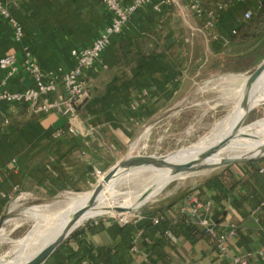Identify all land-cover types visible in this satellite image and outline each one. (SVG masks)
<instances>
[{
	"label": "crops",
	"instance_id": "1",
	"mask_svg": "<svg viewBox=\"0 0 264 264\" xmlns=\"http://www.w3.org/2000/svg\"><path fill=\"white\" fill-rule=\"evenodd\" d=\"M3 1L25 32L17 40L14 27L0 16V58L13 52L20 65L13 76L0 68L1 89L9 92L35 86L22 67L25 46L44 70L56 75L72 69V49L90 45L112 19L101 0ZM159 1L141 6L122 32L111 36L110 44L85 75L90 96L80 103L75 119L0 100V219L19 193L50 199L64 191L88 189L100 174L133 149H142L147 140L156 148L172 149L197 129L193 123L187 124V102L204 89L203 75L212 77L222 70L219 61L231 34L245 12L253 11L263 0H204L206 11L213 12L210 27L205 26L208 13L197 15L188 8L187 0L166 2L158 9ZM119 49L146 53L144 66L138 69L137 62H122ZM202 117L204 112L197 119ZM69 126L78 133H71ZM253 160L264 169V157ZM247 162L227 166L179 198L173 197L176 189L162 206L141 214L137 224L155 216L175 219L192 191L205 203V216L221 231L230 225L237 227L225 253L199 227L202 234L195 243L175 239L174 247L168 249L170 264H236L235 257L264 250V201L252 208L244 199L245 188L238 183L248 177ZM250 181L259 188L253 178ZM103 220L106 229L89 235L94 247L114 245L120 239L123 224ZM135 247L131 264H163L143 234ZM51 256L49 264H70L62 262L57 250ZM101 264L112 263L105 260ZM248 264H264V256L256 253Z\"/></svg>",
	"mask_w": 264,
	"mask_h": 264
},
{
	"label": "built area",
	"instance_id": "2",
	"mask_svg": "<svg viewBox=\"0 0 264 264\" xmlns=\"http://www.w3.org/2000/svg\"><path fill=\"white\" fill-rule=\"evenodd\" d=\"M151 1L101 0L105 8L111 13V22L105 26L100 35L90 45L72 49L71 53L75 58V66L68 71L56 75L49 74L37 62L31 48L25 46L22 67L33 78L35 86L21 91L9 92L2 90L0 84V100L27 104L31 110L38 113L55 112L68 117L70 120L75 119L80 103L90 96V90L85 79L87 71L100 59L103 51L110 44L111 36L120 34L136 10ZM187 1L188 8L197 15L202 16L208 13L205 26H212L213 12L206 11L204 0ZM166 2L174 3L177 0H160L155 6L159 9ZM251 15L252 11L247 10L244 17L247 19ZM0 16L14 27L15 37L20 41L25 35L24 28L13 14L12 9L3 0H0ZM18 60L17 55L10 52L0 58V68L6 71L7 75L13 76L20 71ZM3 121L5 124L9 123L7 118ZM68 129L71 133H78V130L73 126H69ZM205 208V203L195 192L191 191L186 196L182 211L187 212L191 216L194 225L201 228L204 234L210 235L219 251L225 253L229 239L237 233V227L230 225L228 230L221 231L214 222L205 216ZM141 218V214L132 212L121 213L117 216V219L122 224H137ZM152 219L153 222L157 223L160 216H155ZM143 233V228L137 230L134 236L133 249L136 248V239ZM256 253L264 256V250L262 249L257 250V252L250 250L245 257H235L234 262L236 264H248V259L252 258Z\"/></svg>",
	"mask_w": 264,
	"mask_h": 264
},
{
	"label": "bare ground",
	"instance_id": "3",
	"mask_svg": "<svg viewBox=\"0 0 264 264\" xmlns=\"http://www.w3.org/2000/svg\"><path fill=\"white\" fill-rule=\"evenodd\" d=\"M246 79L247 75L245 74L229 75L223 78V83L240 86L241 90L239 99L232 106L231 110H229L230 112L227 114V117L218 121L207 136L201 138V140L192 146L183 147L178 151L171 152L168 156L170 161L184 162L188 159L197 157L200 152L214 145L232 131L236 122L245 111L246 105L253 109L264 101V73L252 86L250 91L245 88ZM208 85L209 84L204 87V90ZM262 129H264V119L258 120L247 126H242L239 133L233 137L220 150V152L213 155L210 160L217 161L226 156H239L246 153L252 155L257 154L260 146L264 143V132L259 133V130L261 131ZM145 174L147 175L144 177L145 180L142 186L139 185L138 188L127 191L121 190L120 185L123 182L134 177H139L141 175L143 176ZM187 175L190 176L192 174ZM187 175L180 176L176 179L185 178ZM102 179L103 176L99 178V180ZM171 179L172 177L168 168H155L147 166L123 172L110 182L103 184L104 187L101 194L98 196L92 207L86 208V211L80 219L79 224L81 225L85 223V221L109 214L111 212L117 213V207H123L125 209H137L157 196L169 183L172 182ZM126 185L128 186V184ZM91 196L92 190L86 193L81 192L67 195L66 200L63 201V205L53 216L57 219L54 232H57L59 229H61L74 212H76L78 209L86 207L91 200ZM45 207L46 205L32 206L25 211V214L27 213L29 216L35 219L41 218L43 216ZM4 230L5 229L1 230L2 232L0 234V242H2L6 237ZM42 230L43 229H40L38 225H35L26 237L18 241L17 245L20 247L22 246L23 250L13 256L1 257L0 264H25L26 261L34 256L35 253L45 244L42 243L37 248L30 250L34 243L44 234L45 231L42 232Z\"/></svg>",
	"mask_w": 264,
	"mask_h": 264
},
{
	"label": "trees",
	"instance_id": "4",
	"mask_svg": "<svg viewBox=\"0 0 264 264\" xmlns=\"http://www.w3.org/2000/svg\"><path fill=\"white\" fill-rule=\"evenodd\" d=\"M118 52L122 62H137L138 69L144 66L146 53L140 51L127 53L122 49ZM245 59L251 61H248L247 66L238 67L237 65ZM263 59L264 0L252 11L251 17L247 19L244 17L235 32L231 34L219 64L224 72L245 71L250 68L251 63L258 65ZM247 164L250 166L248 177L242 178L238 183L241 182L246 190L244 199L252 208H257L264 201V169H261L257 160L249 161ZM250 178L255 180L259 188L250 181ZM140 228H143V235L150 240L153 253L163 264L171 263L168 249L174 247L175 239L185 238L195 243L202 234L194 225L191 216L181 211L175 219L160 217L157 223L150 218L141 224H123L120 239L116 244L94 247L89 235L106 229L105 221L100 219L97 223L89 221L80 226L58 247L57 252L61 254L62 262L70 264H101L105 260L112 264H131L134 260L132 253L134 235ZM206 236L212 238L210 235ZM52 259L53 256L45 264H49Z\"/></svg>",
	"mask_w": 264,
	"mask_h": 264
},
{
	"label": "rangeland",
	"instance_id": "5",
	"mask_svg": "<svg viewBox=\"0 0 264 264\" xmlns=\"http://www.w3.org/2000/svg\"><path fill=\"white\" fill-rule=\"evenodd\" d=\"M248 61L251 60L245 59L241 61L237 66L240 68L247 66ZM258 65H254V63H251L249 65L250 68L245 71L234 70V71L224 72L222 70L221 71L218 70L213 73L212 77H210L211 76L210 74L203 75L202 83H201L202 86L205 87L209 81L212 82L209 83V85L205 90L202 89L200 93L196 94L195 97H193L194 99H190V101L187 102V106H189L187 111L189 113L187 124L193 123L195 128L197 129L194 132H192L191 135L188 136V138H186L185 140L181 141L178 144H173L172 149L165 150L166 148L163 147L156 148L155 147L156 145H153L154 142L151 141L150 139L144 142V146L142 149L139 148L137 150H134L131 152V154L164 155L168 153L169 156L171 152L178 151L183 147L192 146L195 143H197L199 140H201V138L207 136L218 121L227 117V114L230 112L229 110H231L232 106L240 97V90H241L240 86L223 83L222 82L223 78L235 74H243V75L245 74L248 76L257 68ZM192 103H199V105L190 106L192 105ZM203 112H204V117H202V119H197L200 117V114ZM262 119H264V101L260 103L257 107L253 108L248 113L242 126H247ZM261 132H264V129H262L261 131L259 130V133ZM237 163H242V162H237ZM237 163H231L227 165H220V166H214V167L202 169L192 173V175L190 176L187 175V177L185 178L175 179L174 181L169 183L151 201L147 202L145 205L137 209H132L129 211L124 210V211H119L117 213L111 212L109 214L102 215L90 219L88 221H85V223H83L82 225L86 224L89 221H95L99 219L118 220L117 216H119L122 212L124 213L132 212L143 215V213H146L147 211H152L151 209L158 208L162 206L165 202H167V200L170 197V193L172 191L178 189L177 193L173 194V197L179 198L183 193L185 194L186 192H188L191 186H195L201 180L209 178L212 175L224 170L227 166L234 165ZM100 175L95 179L94 184L91 185L88 189L64 191L58 194L56 197L50 199L37 197L35 195L28 193H23V194L19 193L18 195L14 196L10 204L9 211L5 214V218H4L5 221L2 226V229H5L4 232L6 237L2 242H0V258L16 255V253H19L21 250H23L22 246L20 247L17 245L18 241L26 237L29 234V232L34 228L35 225H38L40 229H43L42 232L45 231L44 234L34 243V245L31 247L30 250L37 248L41 244L43 237L46 235V233H48L51 229H53L56 226L55 223L57 219L54 218L53 216L59 211L60 207L63 205V201L66 200L67 195L72 193L90 192L97 185ZM146 175L147 174L143 176L141 175L139 177H134L128 181L123 182L120 185L121 190L127 191L130 189L138 188L139 185L142 186L145 180L144 177ZM126 184H128V186ZM186 186L187 188L184 190V192H182L183 187ZM35 205H46L45 210L43 212V216L41 218L35 219L29 216L27 213L25 214V211L27 209ZM1 232L2 231H0V234Z\"/></svg>",
	"mask_w": 264,
	"mask_h": 264
},
{
	"label": "water",
	"instance_id": "6",
	"mask_svg": "<svg viewBox=\"0 0 264 264\" xmlns=\"http://www.w3.org/2000/svg\"><path fill=\"white\" fill-rule=\"evenodd\" d=\"M264 73V59L257 66V68L247 76L245 82V88L250 91L252 86L258 81L261 75ZM252 110L248 105L245 106V111L242 113L239 120L236 122L232 131L222 138L220 141L200 152L199 155L195 158L188 159L184 162H173L168 159V153L164 155H155V154H127L125 157L117 161L108 171L103 174V179L98 180L95 188L92 189V196L89 204L86 207L78 209L76 212L72 214V216L65 222L61 229L57 232H54L56 226L51 229L46 235L43 237L41 242L45 243L30 259L26 261L25 264H45L51 255L58 249V247L64 243L70 235L77 230L81 225L79 224L80 219L86 211V208L92 207L95 203L98 196L101 194L102 189L104 187V183H108L113 180L119 174L134 170L136 168L141 167H155V168H168L170 170V175L172 177L171 181L174 179L197 172L202 169L227 165L231 163L237 162H245L253 159H259L264 157V143L260 146L258 153L255 155L252 154H243L239 156H226L217 161H212L210 158L216 153L220 152V150L233 138L235 137L244 121L247 117L248 113ZM124 210H132L125 209L123 207H117L116 211H124ZM127 212V211H125ZM124 213V212H122ZM5 215L0 219V231L2 230V226L4 224ZM93 219V218H92ZM45 241V242H44ZM40 244V245H41ZM39 245V246H40Z\"/></svg>",
	"mask_w": 264,
	"mask_h": 264
}]
</instances>
